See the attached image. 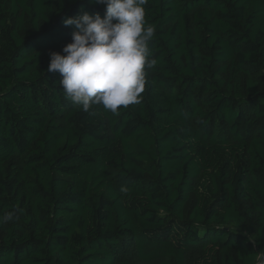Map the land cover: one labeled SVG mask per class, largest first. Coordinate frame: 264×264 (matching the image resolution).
Segmentation results:
<instances>
[{
    "label": "trees",
    "instance_id": "obj_1",
    "mask_svg": "<svg viewBox=\"0 0 264 264\" xmlns=\"http://www.w3.org/2000/svg\"><path fill=\"white\" fill-rule=\"evenodd\" d=\"M93 0H0V264H264V0H148L138 104L88 112L50 52Z\"/></svg>",
    "mask_w": 264,
    "mask_h": 264
},
{
    "label": "clouds",
    "instance_id": "obj_2",
    "mask_svg": "<svg viewBox=\"0 0 264 264\" xmlns=\"http://www.w3.org/2000/svg\"><path fill=\"white\" fill-rule=\"evenodd\" d=\"M106 6L105 13L84 12L64 20L73 26L72 42L63 53L50 52L48 72H58L65 98L88 112L103 105L113 114L120 106L138 104L145 90V68H154L149 44L155 28L146 25L148 0H93ZM18 219L16 211L0 222Z\"/></svg>",
    "mask_w": 264,
    "mask_h": 264
},
{
    "label": "built area",
    "instance_id": "obj_3",
    "mask_svg": "<svg viewBox=\"0 0 264 264\" xmlns=\"http://www.w3.org/2000/svg\"><path fill=\"white\" fill-rule=\"evenodd\" d=\"M257 264H263V261H259Z\"/></svg>",
    "mask_w": 264,
    "mask_h": 264
}]
</instances>
